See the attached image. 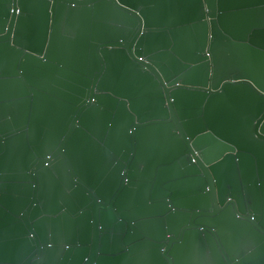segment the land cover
Segmentation results:
<instances>
[{
  "label": "water",
  "instance_id": "1",
  "mask_svg": "<svg viewBox=\"0 0 264 264\" xmlns=\"http://www.w3.org/2000/svg\"><path fill=\"white\" fill-rule=\"evenodd\" d=\"M0 264H264V0H0Z\"/></svg>",
  "mask_w": 264,
  "mask_h": 264
}]
</instances>
